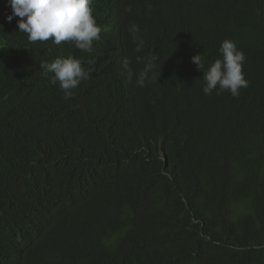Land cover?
I'll return each instance as SVG.
<instances>
[{"label": "trees", "instance_id": "1", "mask_svg": "<svg viewBox=\"0 0 264 264\" xmlns=\"http://www.w3.org/2000/svg\"><path fill=\"white\" fill-rule=\"evenodd\" d=\"M262 7L93 0L87 52L30 43L0 0V264H264ZM225 40L245 51L251 114L199 108L192 57L206 71ZM70 56L90 76L65 99L40 63Z\"/></svg>", "mask_w": 264, "mask_h": 264}, {"label": "clouds", "instance_id": "2", "mask_svg": "<svg viewBox=\"0 0 264 264\" xmlns=\"http://www.w3.org/2000/svg\"><path fill=\"white\" fill-rule=\"evenodd\" d=\"M246 7L252 3L245 0H238ZM12 9L7 21L10 23L15 17H19L18 29L27 34L30 43L46 42L49 39L52 43L60 45L62 42L74 43L81 51L91 52L95 41L101 39V27L97 24L93 15V0H8ZM251 13L264 22V7L251 10ZM133 32H138L137 26L133 25ZM264 38V36H261ZM143 41H140V47ZM219 52L221 58L216 59L205 71V64L201 54L192 57V62L202 71L200 79L203 88H196L199 108L205 99L218 101L229 98L238 108L245 110L248 114L251 111L247 107V89L250 81L243 68H245L246 54L241 48L238 49L235 42L225 40L222 42ZM264 52V46H263ZM155 59V57L153 58ZM154 63L150 62L144 72L140 74L138 83L144 85L146 73L151 71ZM42 73L47 76L53 74L50 83L59 85L65 99H70L74 91L82 81L89 78L90 72L85 69L82 61L74 57L56 58L48 62L40 63ZM261 153L252 151L251 155ZM165 164L169 166V155L164 153ZM242 202L243 198H237L228 208L223 210L226 221L234 207Z\"/></svg>", "mask_w": 264, "mask_h": 264}]
</instances>
